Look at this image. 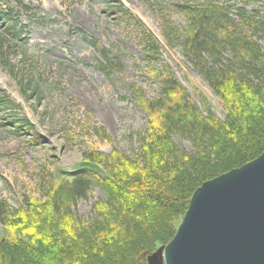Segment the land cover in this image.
<instances>
[{
  "label": "trees",
  "instance_id": "obj_1",
  "mask_svg": "<svg viewBox=\"0 0 264 264\" xmlns=\"http://www.w3.org/2000/svg\"><path fill=\"white\" fill-rule=\"evenodd\" d=\"M108 4L141 46L138 67L143 64L140 69L158 86L155 96H149L137 83L130 85V98L145 115L147 128L128 155L115 146L104 151L94 145L93 136L113 143L91 110L79 113L81 122L74 129L63 127L73 134L67 141L89 143L81 169L68 174L43 161L37 196L24 194L17 206L0 198V264H146L173 238L203 182L264 151V48L258 40L264 38V16L226 0H178L171 9L184 25L167 14L160 18L167 45L179 48L217 97L225 111L221 119L201 90L193 87L197 98L192 97L142 20L119 0ZM6 11L0 7V20L13 33L18 21ZM5 40L0 38V48ZM93 43L103 70L122 69L118 57ZM22 86L27 95L29 85ZM6 108L20 110L0 88V111ZM7 122L14 134L25 131L33 146L44 144L23 115L10 114ZM176 136L189 141L192 150L179 145ZM97 188L104 196L95 199L89 217L80 215L77 204Z\"/></svg>",
  "mask_w": 264,
  "mask_h": 264
},
{
  "label": "rangeland",
  "instance_id": "obj_2",
  "mask_svg": "<svg viewBox=\"0 0 264 264\" xmlns=\"http://www.w3.org/2000/svg\"><path fill=\"white\" fill-rule=\"evenodd\" d=\"M30 9L19 10L17 17L25 32L14 35L0 26V38L5 37L0 48V86L13 101H24L27 109L14 112L0 111V198H6L17 206L24 194H36L38 168L43 161L51 168L72 170L84 160L83 151L89 143L75 139L71 131L63 127H77L79 113H94L98 127L105 129L113 145L93 136L91 141L104 151L113 146L132 155L138 146V135L147 128V119L130 98V85L137 83L155 96L157 84L147 79L141 46L110 8L108 0H17ZM136 15L161 43L163 58L171 65L177 78L196 99L194 88L206 95L211 110L221 119L225 111L208 86L194 74L179 48L167 45L160 27V18L167 14L177 25H184L183 18L171 9V2L178 0H120ZM248 11H258L264 16V0H226ZM264 48V38L258 37ZM106 48L112 57H118L122 69L103 70L100 54L94 43ZM5 57L7 60H2ZM22 84L27 95L22 92ZM39 85L38 91L35 86ZM77 102L79 107L73 104ZM29 111V112H28ZM28 113L44 144L33 146L25 131L21 135L12 132L8 116ZM81 139V138H80ZM89 138H84L87 141ZM176 142L192 150L189 141L178 136ZM100 141V142H99ZM100 189H94L87 200H81L76 211L85 217L92 213L95 199L103 197ZM146 261V260H145ZM147 264V261H146Z\"/></svg>",
  "mask_w": 264,
  "mask_h": 264
},
{
  "label": "water",
  "instance_id": "obj_3",
  "mask_svg": "<svg viewBox=\"0 0 264 264\" xmlns=\"http://www.w3.org/2000/svg\"><path fill=\"white\" fill-rule=\"evenodd\" d=\"M147 264H264V151L203 182Z\"/></svg>",
  "mask_w": 264,
  "mask_h": 264
}]
</instances>
